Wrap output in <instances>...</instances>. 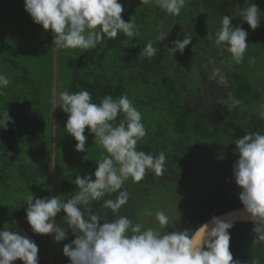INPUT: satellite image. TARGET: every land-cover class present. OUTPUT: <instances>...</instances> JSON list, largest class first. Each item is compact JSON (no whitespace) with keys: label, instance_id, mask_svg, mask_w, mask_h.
I'll return each instance as SVG.
<instances>
[{"label":"trees","instance_id":"trees-1","mask_svg":"<svg viewBox=\"0 0 264 264\" xmlns=\"http://www.w3.org/2000/svg\"><path fill=\"white\" fill-rule=\"evenodd\" d=\"M119 2L124 8L122 18L125 22L134 20L140 35L105 36L90 50L56 49L52 64L50 34L42 25L33 29L24 0H0V62H8L2 65L5 70H16L0 95V114L7 111L11 117L6 129L0 128V230L31 229L26 201L32 195L33 202L49 198L44 185L50 177V144L45 128L52 111L53 66L61 93L87 90L94 103L106 95H128L141 112L147 132L137 150L153 155L163 151L166 156L163 176L149 171L140 182H125L129 201L119 213L103 208V201L88 206L101 215L100 223L125 215L145 228L157 225L161 232H191L208 218L243 206L241 188L233 176V166L239 159L234 141L249 132L264 133V118L259 114V105L264 104V0H250L262 16L255 30L240 16L249 0H186L178 16L164 12L155 0ZM224 15L232 17L233 27L240 26L248 33L249 45L242 63H235L226 49L214 43ZM10 22L19 30L26 28L19 37L29 46L26 59L33 62L32 69L16 57L17 43L6 37V23ZM185 34L192 36L191 43L182 54L177 51L173 56L167 49L173 46L172 41H182ZM161 35L163 40L158 39ZM149 41L159 49L151 58L142 51ZM215 69L224 73L226 84L212 78ZM233 99L240 103L229 110ZM67 119L64 112L63 119L56 121L53 193V197L65 201L75 194L74 177L79 171L86 169L94 174L97 163L107 155L88 128L84 133L86 152L76 151L77 141L65 129ZM121 119L122 114L117 123ZM30 155L46 160L41 162ZM169 193L182 197V203H152L155 197ZM116 195L105 199H115ZM173 209L178 211L174 213ZM160 210L170 218L165 228L147 215ZM65 215L61 210L55 217L68 233L61 242L55 241L54 234L50 239L48 234L31 229L33 234L28 237L38 246V264H70L63 247L75 236L63 221ZM233 225L228 230L233 259L240 264H252L253 260L264 264V244H253L254 222Z\"/></svg>","mask_w":264,"mask_h":264},{"label":"clouds","instance_id":"clouds-1","mask_svg":"<svg viewBox=\"0 0 264 264\" xmlns=\"http://www.w3.org/2000/svg\"><path fill=\"white\" fill-rule=\"evenodd\" d=\"M150 0H143L149 3ZM155 4L167 14L178 16L186 0H155ZM25 11L34 23L51 30L53 47L60 49H95L105 36L115 39L119 33L126 37L140 35L134 20L125 22L124 11L119 0H24ZM240 16L255 30L262 18L256 4L249 0L248 7ZM232 17L224 15L222 25L215 33L214 43L226 49L235 63L243 62L247 51L248 33L240 26L233 27ZM161 35L158 39L163 40ZM211 39V37H210ZM192 41L190 34L184 39L172 41L167 51L173 56L183 53ZM146 57H154L159 49L149 41L143 48ZM212 78L226 84L227 78L219 69L213 70ZM11 83L0 73V95ZM239 100L233 99L230 109ZM62 109L68 114L65 129L77 141L75 149L86 152L85 129L95 134V143L102 146L107 155L97 163L91 176H76L78 187L66 201L59 197L36 198L26 201V218L31 229L38 234H54L56 242L67 239V231L55 217L63 210V221L72 230L75 239L65 244L63 253L70 264H240L229 250V229L234 225L213 216L210 223L200 225L195 231L167 232L153 227H143L125 215H116L111 221L100 223L102 217L93 213L88 206L103 201L102 207L113 214L128 203L129 192L124 190L125 182L142 181L151 171L163 176L166 171V156L146 154L137 150V144L147 132L142 114L126 94L114 98L106 95L99 103L92 101L87 90L75 93L67 91L53 101V110ZM123 119L117 123V118ZM259 114L264 118V104L259 105ZM11 117L7 111L0 114V128H7ZM239 159L233 166V176L241 188L239 199L244 212L254 222L253 244H264V133L249 132L235 141ZM118 193L115 199H105ZM151 216L152 213L148 212ZM169 216L164 211L155 212V221L165 228ZM38 264V246L28 236L9 229L0 230V264ZM252 264H258L253 260Z\"/></svg>","mask_w":264,"mask_h":264},{"label":"rangeland","instance_id":"rangeland-1","mask_svg":"<svg viewBox=\"0 0 264 264\" xmlns=\"http://www.w3.org/2000/svg\"><path fill=\"white\" fill-rule=\"evenodd\" d=\"M22 26V24H21ZM33 26V29L34 28H37V29H40L41 28V25L39 24H36L33 22V24L31 25ZM32 29V30H33ZM26 30V28H25ZM25 30H19L18 27L16 26V24L14 22H10V23H6V37L8 38V40H10V42H14V43H17V51L15 52V55L16 57L25 64V66L29 69L33 67V62L30 60V59H26L27 56V53H26V49L29 47V46H26L24 45V39L20 38L19 36H23V33ZM27 32V31H26ZM49 34H50V38H49V42L51 41V45H52V50H51V53H52V58H53V63H55V57H56V49L53 47V34L51 32V30H48ZM19 34V35H18ZM48 34V35H49ZM36 39H38V37L36 36L35 37ZM27 44L30 45V42L27 41ZM47 46V45H46ZM8 63V62H0V73H3L5 74L8 78L11 76V74H15L16 73V70H12V72H9L7 70L4 69V66L2 67V65ZM51 73V79H52V83H51V102H50V106H51V116H50V121H49V124L47 125V129L45 128V130H47L48 132V139H49V154H48V161H47V164L50 166V169H49V174H50V177L48 178L49 179V182L46 183L44 182L45 184V189L47 190L48 194H49V198L53 197V193H54V165H55V152H56V140H55V127H56V121L57 120H61L63 119V116H64V112L62 111V109L60 108H56L53 110V101L54 99L58 98L59 94L61 93L60 92V89H61V84L57 82V78H56V68L55 66L52 67V71L50 72ZM43 136V135H42ZM31 158H35L41 162L45 161L46 159L41 157L40 159H38V156L36 155H30ZM86 169H83V170H80L78 175L80 177H84L86 175H89L92 177L93 180H95V176L94 174H91L89 173L88 171H85ZM76 177H74V180H75ZM78 191V187L77 185H75V189H74V192ZM40 193V192H38ZM19 196L21 197L22 194H19ZM184 200V199H183ZM152 203H168V205L170 206L169 203H182V197L180 198H177L176 196H172L171 193L169 194H165V195H159L157 197L154 198V201ZM177 210L173 209V212L175 213ZM181 213V211H179V214ZM177 213V216L179 215ZM155 216V215H153ZM153 216H150L151 219H155V217ZM175 216V217H177ZM174 217V218H175ZM154 228H156L157 230L161 231V229L156 225ZM16 232H19V233H22L26 236H30V234L32 233L31 232V229H27V228H20L19 230H16ZM33 234V233H32ZM49 235V238L51 239V234H48ZM51 255V253H50ZM50 264V263H49Z\"/></svg>","mask_w":264,"mask_h":264},{"label":"water","instance_id":"water-1","mask_svg":"<svg viewBox=\"0 0 264 264\" xmlns=\"http://www.w3.org/2000/svg\"><path fill=\"white\" fill-rule=\"evenodd\" d=\"M248 216H249V214L244 212V207L243 206L242 207H238V208H234V209H230V210H228L226 212H223V213L215 215V217H218L221 220H223L225 222H230L232 224L236 223V222H241V221L253 222L251 219L248 218ZM212 217H210L207 220H205L202 224L210 223Z\"/></svg>","mask_w":264,"mask_h":264}]
</instances>
